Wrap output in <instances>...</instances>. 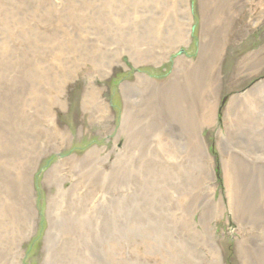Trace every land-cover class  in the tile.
I'll return each instance as SVG.
<instances>
[{"label": "rangeland", "instance_id": "374dc122", "mask_svg": "<svg viewBox=\"0 0 264 264\" xmlns=\"http://www.w3.org/2000/svg\"><path fill=\"white\" fill-rule=\"evenodd\" d=\"M221 1L206 18L203 0H0V216L13 232L0 240V264H11L9 247L18 264H211L206 223L225 264H264V102L236 100L264 84V63L239 73L264 47V0ZM214 34L219 82L206 119L208 90L191 82ZM90 83L95 102L86 107ZM170 85L207 156L177 137L171 144ZM29 141L38 144L34 166L16 149ZM240 163L262 222L239 208ZM152 169L170 172L153 189ZM156 235L172 256L144 247Z\"/></svg>", "mask_w": 264, "mask_h": 264}, {"label": "bare ground", "instance_id": "6f19581e", "mask_svg": "<svg viewBox=\"0 0 264 264\" xmlns=\"http://www.w3.org/2000/svg\"><path fill=\"white\" fill-rule=\"evenodd\" d=\"M206 1V3H205ZM229 0H222V4L219 3V5H224L227 4ZM203 6H204V12L206 14V18H212L213 16L218 15V13H209L210 9L209 7L212 6V0H203ZM217 7V6H216ZM204 20L206 21V19L204 18ZM149 24L150 22H146L143 23L142 26V30L141 32L144 33H150V29H149ZM226 27L221 29V33L224 32L226 33ZM220 32V31H219ZM216 34L213 35V38L211 39V41H206L204 43L203 46V50H202V58L199 59V61L195 64V68L193 70V72L195 73V76L192 77V82L191 85L195 86V88L200 87V89H204V90H208V96L205 99V104H204V109L203 112L205 115L206 119H212L214 114H215V109H216V105L213 104V98L215 97V93L218 89V82H219V75L217 73V63L219 60V56H220V45L221 40L219 39L217 41L216 37H214ZM218 38V37H217ZM182 39V38H181ZM180 39V40H181ZM256 55L253 56L252 58L248 57L244 60H242L239 64V73L242 72H251V71H255V67L263 64L264 63V47L261 48V50H259L257 53H255ZM153 56V54H151ZM137 59H141V57L137 58ZM183 62H186L185 59H183V57L180 58ZM252 64V67L250 66ZM254 68V69H253ZM257 68V67H256ZM238 73V74H239ZM145 76V75H144ZM146 79H150L148 76H145ZM30 81L31 82H35V78L33 77V75L30 76ZM175 86L170 85L168 87L169 91H168V106L171 109V113H173L174 116V122L172 124V126L170 128H168L167 130L170 131L172 133V138L170 140L171 144L174 143L175 138L177 137L179 142L183 144L184 146H188L191 147L193 149V152L195 154H197L199 151H203L204 150L202 148H206V144L204 143L202 137L200 135H198V127L197 124L195 122L194 116L192 114V112L190 110H188L183 101L180 99V95L179 93L176 91V89L174 88ZM264 89V84L255 86L254 88L250 89L249 94L245 97L242 98L241 100L236 99L238 102V106L237 107H241L239 103L242 104V106L244 107V103L245 102H249L250 103V107L252 108V104L253 103H257V104H262V102H264V99H262L261 95H260V91L259 90H263ZM93 85L90 83L88 85V87L85 88V92H84V103L86 107H89L91 105V103L93 104L95 101L93 99ZM209 97H212L211 99ZM163 99H160V101H162ZM98 102V100H96V103ZM62 103V98L61 96L58 97L56 104L58 106H60ZM247 107V106H246ZM248 113V112H247ZM126 117V116H125ZM55 122V121H54ZM251 122H254V119H251ZM201 128V127H200ZM153 130V129H152ZM260 137H263L264 139V133L262 132V134L259 135ZM50 146L46 145V148H48ZM204 146V147H203ZM19 147V148H18ZM16 147L18 154L22 155V156H30V162L31 164L34 166L35 165V158L38 157L37 154H39L38 151V144L35 143L33 144V142L29 141L28 144L26 145H21ZM206 156H207V152L205 151ZM96 156V151L95 149H93L89 155L90 158H93ZM239 165V169H237V174H236V193L238 195V205L239 208L242 210H240L243 214V217L247 220H253V221H259L262 222L261 220V216L260 214L258 215L257 213V202L255 203V196H256V184L255 181L253 180L251 174L248 172V170L240 163ZM197 167L199 169H201L205 174H207L208 170L207 168L203 165V164H198ZM58 169V166H54L51 170H50V175L47 176L48 180L52 179L55 177L56 171ZM157 173V174H156ZM170 173V172H169ZM169 173L168 171L161 169L158 170V172L156 170H150L148 172V177L151 180H147L150 182L151 184V188L153 189L156 188V185L159 181H161L163 178H169ZM163 176V177H162ZM210 176V175H209ZM211 179L209 181V183L211 184V186H215L213 182V178H208ZM228 183V181H227ZM25 187V192L26 190L28 191V186L27 183L24 182ZM155 185V186H154ZM153 186V187H152ZM209 184H207L203 189L206 191V195L210 193V202L212 201V203H214L215 205H217V203H215L214 199H212V187ZM230 189V192L232 193V189L229 186L228 187ZM29 193H27L26 195H28ZM257 197V196H256ZM230 199L233 200V195H230ZM29 205H31L32 200H29ZM4 210V206L3 204L0 203V213L1 210ZM257 214H256V213ZM255 214V215H254ZM3 215L0 216V240L1 239H6V237H8L9 235H13L12 232V226L10 224L7 223L8 219L7 217H2ZM7 220V221H6ZM208 222V220L206 221ZM240 222V219H238V223ZM254 223V222H253ZM243 226H245V223L243 224ZM204 228H206V233L205 236L203 237L204 239H206V241L208 242L209 245V255L211 258V264H225L223 257H222V251H221V247L218 243L217 240L214 239V237L211 235V233L209 232L211 226L210 224L206 223ZM257 230H258V226H257ZM208 231V232H207ZM245 233V232H243ZM252 233V232H251ZM244 236L247 237H251L252 234H243ZM8 242L11 241V239L7 238L6 239ZM246 238L244 237V242H245ZM3 241V242H4ZM153 243L155 246H161V248H165L167 251L169 252V255L172 256L171 253V249L170 247L164 243L162 240L160 241L159 236H151L148 240V242H146V244H144V247L146 248V246H148L149 244ZM1 244V243H0ZM9 249L11 250V252L9 253L10 256V260L9 263L11 264H18V251L17 248H11L9 247ZM264 250V249H263ZM156 251H160L158 252L157 257L159 258L160 256L162 257V251L161 250H156ZM242 251V250H241ZM240 251V252H241ZM244 254V252H243ZM242 254V255H243Z\"/></svg>", "mask_w": 264, "mask_h": 264}]
</instances>
